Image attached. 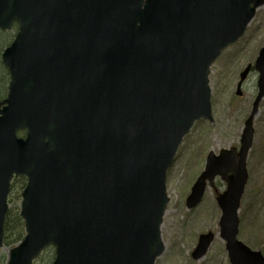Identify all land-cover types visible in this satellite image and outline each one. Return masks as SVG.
Wrapping results in <instances>:
<instances>
[{
    "label": "water",
    "instance_id": "95a60500",
    "mask_svg": "<svg viewBox=\"0 0 264 264\" xmlns=\"http://www.w3.org/2000/svg\"><path fill=\"white\" fill-rule=\"evenodd\" d=\"M264 0H0L2 54L0 250L14 177L24 176V240L7 264H155L164 253L167 172L195 123L213 122L210 68L244 35ZM252 68L257 96L240 148L210 152L186 200L196 208L219 178L220 238L230 264H264L238 239L254 118L264 99V47ZM25 131L24 138L18 137ZM215 235L202 234L192 258Z\"/></svg>",
    "mask_w": 264,
    "mask_h": 264
},
{
    "label": "rangeland",
    "instance_id": "374dc122",
    "mask_svg": "<svg viewBox=\"0 0 264 264\" xmlns=\"http://www.w3.org/2000/svg\"><path fill=\"white\" fill-rule=\"evenodd\" d=\"M17 31L18 27L14 26L6 32L10 41ZM4 38L0 32V42ZM263 47L264 6L257 10L245 35L225 49L210 69L213 122L200 120L195 123L168 170L166 187L169 203L161 226L165 251L155 264H230L225 242L219 236L221 210L216 202V192L223 193L225 183L217 179L215 187L207 189L203 200L194 209L187 208L186 200L203 172L210 152L218 155L222 150H239L245 121L257 96L258 72L251 71L243 84L241 97L236 96L237 85L242 71L249 65L254 66ZM9 82L8 71L0 56L1 99L7 95ZM253 128V144L247 158L249 178L239 210L238 239L264 257V99L254 118ZM209 232L215 235V239L206 256L196 261L192 253L198 238ZM10 250L11 247H4L0 251V264L7 263ZM52 259V252L46 250L36 264H52Z\"/></svg>",
    "mask_w": 264,
    "mask_h": 264
},
{
    "label": "trees",
    "instance_id": "16d2710c",
    "mask_svg": "<svg viewBox=\"0 0 264 264\" xmlns=\"http://www.w3.org/2000/svg\"><path fill=\"white\" fill-rule=\"evenodd\" d=\"M2 34H4L5 38H4V41L0 42V56L3 50L6 47H8L13 41V40L10 41V39L8 38L9 36L8 34L6 33H2ZM26 183L27 181L24 177H19V178L14 179L11 185V193L8 199L9 210L6 216V222H5V227H4V246L5 247L13 248L16 245H18L21 241H23L25 237L24 222L22 218L20 217L19 204L21 201L22 191L25 188ZM17 185H19L18 188H17ZM46 250H50L52 252L53 259H54V256H55L54 249L50 247ZM41 256L39 258H41ZM37 261L35 262V264L37 263Z\"/></svg>",
    "mask_w": 264,
    "mask_h": 264
},
{
    "label": "bare ground",
    "instance_id": "6f19581e",
    "mask_svg": "<svg viewBox=\"0 0 264 264\" xmlns=\"http://www.w3.org/2000/svg\"><path fill=\"white\" fill-rule=\"evenodd\" d=\"M25 134H26L25 131H19L18 132V137L23 138L25 136ZM22 135H24V136H22Z\"/></svg>",
    "mask_w": 264,
    "mask_h": 264
}]
</instances>
